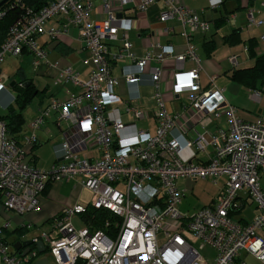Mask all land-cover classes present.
I'll list each match as a JSON object with an SVG mask.
<instances>
[{
    "label": "built area",
    "instance_id": "obj_1",
    "mask_svg": "<svg viewBox=\"0 0 264 264\" xmlns=\"http://www.w3.org/2000/svg\"><path fill=\"white\" fill-rule=\"evenodd\" d=\"M157 1L138 0L136 8L144 11ZM161 1L159 20L178 19L185 27L186 40L194 31L209 29V24L180 0ZM208 1L212 8L222 2ZM101 2V11L107 17L96 19L90 18L91 0H52L36 10L20 0L11 4L21 13L0 47V63L6 54L29 53L37 68L48 66L58 70L55 83L69 81L80 86L82 92L70 93L64 100L51 98L32 120V133L20 141L12 138L5 122L0 120V216L3 212L23 216L38 211L40 195L49 182L81 178L79 184L91 192V198L87 206L64 207L53 218L50 231L41 230L32 238L34 245L24 256L22 249L15 250L7 241L10 221L5 220L0 225V264H34L42 256L51 264H247L240 258L241 251L264 264V113L255 121H244L226 101L222 89L212 83L201 91L199 59L191 44L183 54H174L170 47L157 44L158 52L147 51L137 58L125 35L119 50L112 52L109 42L118 38L115 6L123 9L135 4V0ZM51 20H58L60 26H47ZM262 22L248 11V27ZM71 28L80 32L82 46L90 56L82 60L84 65H92L86 80L71 66L51 64L47 49L38 42L43 35L55 40ZM170 32L171 29H161L164 35ZM124 56L133 60V67L122 71L129 84L139 82L151 59L159 63L174 59L177 67L172 76V93L191 92L185 111L196 118L207 114L213 119L224 113L228 128L211 134L197 132L192 142L172 137L171 130L183 126L181 115L166 108L160 88V67L150 68L156 103L154 134L133 123H124L116 114L122 99L114 91L116 79L112 75L113 63ZM186 57L198 66L183 71L181 65ZM236 57H230L233 64ZM5 88L0 80V91ZM258 95L253 90L250 96ZM132 102L125 106V111L135 119L144 118L143 109ZM51 113L56 114L58 123L65 124V129L61 142L54 146L58 161L49 169H39L28 159L29 151L37 142L34 131ZM192 145L197 151L211 146L209 160L193 162L196 154ZM221 176L226 177L224 190L214 205L195 211L180 207L184 191L177 184L179 179L210 178L216 184ZM240 193L258 210L248 224L240 223L232 214L241 207ZM87 208L106 209L115 220L106 219L103 227L95 230L86 225L75 227L72 218ZM30 227L21 224V229ZM37 242L45 246L42 253L35 247ZM203 247L214 251L212 260L202 255Z\"/></svg>",
    "mask_w": 264,
    "mask_h": 264
},
{
    "label": "crops",
    "instance_id": "obj_2",
    "mask_svg": "<svg viewBox=\"0 0 264 264\" xmlns=\"http://www.w3.org/2000/svg\"><path fill=\"white\" fill-rule=\"evenodd\" d=\"M180 1L194 10L202 20L209 24L207 31H194L190 40H186L183 35L185 27H183L178 19L159 20V12L163 7L161 0L148 6L144 11L137 10L136 5L138 0H135V4L124 6L123 9L121 8L122 11L115 6L116 16L117 14H122V16L120 18L117 17L118 38L117 40L109 42L110 50L117 52L122 43L121 39L125 35L131 43L130 51L137 58L144 56L147 51H152L153 53L158 52L157 44L170 47L174 54L186 53L188 44H191L199 59L198 83L200 90H207L213 83L215 87L222 89L226 101L235 107L236 114L240 119L248 122L255 121L264 113V91L250 89L236 79H233L232 75L235 70L253 66L256 57L264 55V40L262 39L264 35V0H222L221 4L216 8L210 7L208 0ZM91 2L93 7L90 12V18H106L107 14L101 11L100 8L101 0H91ZM249 10L252 11L254 19L263 21L262 24L248 27ZM125 19H128V21H124ZM60 24L61 22L58 20H51L47 23V26L59 27ZM163 28L171 29V32L164 35L161 33V29ZM38 42L47 49V60L51 64H57L61 68L71 66L79 73L82 80L88 78L92 65H84L82 60L90 56L88 51L83 48L80 32L76 28H71L68 34H60L55 40L50 39L46 35L40 36ZM249 46H254L252 52L249 51ZM233 55L237 56L236 64L230 61V57ZM21 57H31L29 59L30 65L32 66L30 70H33V67L37 68L33 64V56L31 54L23 53ZM197 66L198 64L193 59L186 57L182 62L181 69L188 71ZM41 67L44 68L42 74L53 76L52 81L54 87H52L50 94L47 96L45 93L49 87H38L34 82V77L31 75V72H27L22 67V64L14 65L13 70L15 73L13 79L7 85L0 78L6 87L5 90L0 91V115L5 114L10 105L14 106L13 103L17 95L16 83L19 85L30 82L40 97L38 106L31 115L32 119L29 122L25 121L26 123L23 125L22 137L32 133L33 130L30 127L32 120L37 115L39 109L47 105L51 98L64 100L70 93L80 94L82 92L80 86L74 85L69 81L55 83V79L58 77V70L56 68L48 66ZM131 67H133V60L127 56L117 59L112 66V75L116 79L114 91L122 99V103L116 106L118 109L116 114L120 116V119L124 123H133L138 129L154 134L157 126L156 119L153 115L156 103L153 98L154 89L151 85L150 68L160 67L162 71L160 88L165 98L166 108L171 113L181 115L180 123L183 126L181 128L179 126L173 128L170 133L172 137L180 138L182 141L189 140L192 142L196 138L197 132L211 134L218 129L226 130L228 128L227 117L224 113L221 115V118L213 119L207 114L196 118L185 111L184 108L189 103L188 97L191 92H182L178 95L172 93V76L177 67L174 59H167L163 63L157 62L154 58L151 59L149 67L141 74L140 80L136 84L127 83L122 75L124 68ZM37 70L40 72V67ZM12 81L16 83L10 86ZM253 90L258 91L259 95L251 97L250 95ZM43 94L46 96L45 100L43 99ZM132 101L138 103L139 107L143 109L145 112L144 118L135 119L132 113L125 111V106L133 103ZM22 113L24 116V110ZM124 117L128 119L124 120ZM52 128L54 130L57 128V133L53 134L51 132ZM63 129H65V124L63 122L58 123L56 114L51 113L44 120L43 124L34 131L37 142L31 147L28 159L37 168L49 169L52 164L58 161L55 156L54 146L61 142ZM45 143L48 145L44 146ZM51 147L53 150H51ZM48 150L51 152L50 156H47ZM192 150L196 154L193 162L204 163L209 160L212 147L207 146L204 151H197L195 146L192 145ZM88 154L96 155V152L88 151ZM80 180L81 178L74 179L72 183V180L49 182L46 189L40 195V209L38 211L28 212L23 216L16 215L13 212H3L0 216V225L5 220L10 221L9 230L6 232L7 241L13 245L18 240H31L38 236L41 230L50 231L53 218L58 216L64 207L81 205L77 197L73 195L69 196L71 184H73L74 189L79 187L81 190L86 189L79 184ZM189 183L187 178H181L177 182L179 186L180 184H188L189 186ZM224 183L215 192L210 202L202 207L215 204L220 198V195H222ZM248 200L243 193H240L239 201L241 207L232 213L233 217L242 224L250 223L258 212L252 202L253 204H250L254 207L255 213L250 218L244 216L243 211L245 206L249 204ZM88 203L81 206H87ZM184 211H188V209ZM74 218L80 223V226L74 224ZM72 222L77 228L86 225L80 215L73 217ZM22 223L30 224L31 227L21 229ZM11 236L15 238H11ZM240 258L247 264H263L246 251L240 252Z\"/></svg>",
    "mask_w": 264,
    "mask_h": 264
},
{
    "label": "trees",
    "instance_id": "obj_3",
    "mask_svg": "<svg viewBox=\"0 0 264 264\" xmlns=\"http://www.w3.org/2000/svg\"><path fill=\"white\" fill-rule=\"evenodd\" d=\"M25 6H29L34 10L39 9L43 5L51 2L52 0H20ZM13 0H10L3 8L0 9V47L4 43L7 37L9 27L18 18L21 11L18 7H12ZM254 46H249V51L252 52ZM233 79H236L242 85L250 89H260L264 91V55L256 57L253 66L248 68H241L235 70L232 75ZM17 89V95L14 103L16 106L10 105L5 114L0 115V120H3L6 124L9 134L17 141L23 134V125L25 119L22 111L31 102L36 91L35 87L30 85H15ZM33 147V146H32ZM31 149V148H30ZM82 221L91 230L99 229L103 227V223L106 219L111 221L115 220L112 213L106 209H92L87 208L86 211L80 215Z\"/></svg>",
    "mask_w": 264,
    "mask_h": 264
},
{
    "label": "rangeland",
    "instance_id": "obj_4",
    "mask_svg": "<svg viewBox=\"0 0 264 264\" xmlns=\"http://www.w3.org/2000/svg\"><path fill=\"white\" fill-rule=\"evenodd\" d=\"M23 54V53H22ZM22 54L16 56H13L11 54H6L4 56V60L2 61V63H0L1 65V69H0V78L2 79L3 83L5 85L8 84V82L13 79L14 76V70L13 67L14 65L17 66L19 64H22V67L27 71V72H31V75H33L34 77V82L36 83V85L40 88H44V87H49L46 90L45 95H49L50 91L52 89V87H54L53 85V81L52 75H47V74H42V71L44 70L43 67H40L41 71L39 72L37 69L38 68H34L33 70H30L32 68V66L30 65V61L29 59L31 58H22ZM22 58V59H21ZM33 71V72H32ZM43 94V99H46V96ZM40 97L38 95H36L35 97H33V99L31 100V102L26 106V108H24V116H25V121L29 122L32 118L31 115L33 114L35 108L38 106ZM14 106L15 103H13ZM128 118L124 117V120H127ZM25 122V123H26ZM57 128H55V130L52 128L51 132L57 133L56 132ZM58 131V130H57ZM58 140V139H56ZM49 144V142H48ZM47 143L44 144L48 145ZM50 146V144H49ZM53 147V146H52ZM51 147V150H53ZM46 150V149H44ZM51 152L50 150L47 151V156H50ZM42 162V160H41ZM181 180V179H180ZM183 180V179H182ZM189 180V186L188 184H178V186L180 187V189H182L184 191V196L182 198L180 207L184 210L188 209V211H193L196 210L200 207H202L203 205H207L211 198L213 197V195L215 194V192L221 188V185L223 184V182H225L226 177L225 176H221L217 179V183L214 184L212 179L210 178H206V179H187ZM74 180L71 181V183ZM181 182V181H180ZM74 196L77 197L79 200V204L81 205H86L91 198V192L86 190V189H74L73 184H71L70 190H69V196ZM248 203L243 211V214L246 218H250L252 217L253 213H255L254 207L251 205L253 204L252 201L248 200ZM251 203V204H250ZM254 205V204H253ZM74 224L76 226H80V223L77 222V220H75L74 218ZM49 227V226H48ZM11 238H15L14 236H11ZM26 238V237H25ZM12 240V239H11ZM198 245H200V243H198ZM201 253L202 255H204L208 260H212L214 258V251L212 249H210L209 247H203L201 248Z\"/></svg>",
    "mask_w": 264,
    "mask_h": 264
},
{
    "label": "water",
    "instance_id": "obj_5",
    "mask_svg": "<svg viewBox=\"0 0 264 264\" xmlns=\"http://www.w3.org/2000/svg\"><path fill=\"white\" fill-rule=\"evenodd\" d=\"M10 0H0V9L3 8ZM122 14H117V17L120 18ZM16 82L12 81L10 83V86H13ZM30 82H26L25 85H28ZM37 95V90L34 93V97ZM34 245L33 239L31 240H18L14 242L13 248L15 250H21V255L24 256L27 252L30 251L32 246ZM35 247L37 250L42 253L45 250V246L43 245L42 242H37L35 243ZM34 264H51L49 262V259L46 256H42L39 259H37Z\"/></svg>",
    "mask_w": 264,
    "mask_h": 264
},
{
    "label": "flooded vegetation",
    "instance_id": "obj_6",
    "mask_svg": "<svg viewBox=\"0 0 264 264\" xmlns=\"http://www.w3.org/2000/svg\"><path fill=\"white\" fill-rule=\"evenodd\" d=\"M22 84V83H21ZM31 84V83H30ZM30 84H28V85H30ZM24 85H25V83H24Z\"/></svg>",
    "mask_w": 264,
    "mask_h": 264
}]
</instances>
